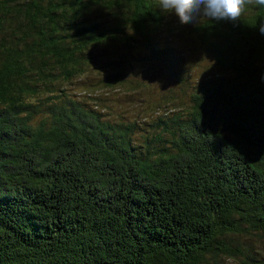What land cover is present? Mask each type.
<instances>
[{
  "label": "trees",
  "instance_id": "trees-1",
  "mask_svg": "<svg viewBox=\"0 0 264 264\" xmlns=\"http://www.w3.org/2000/svg\"><path fill=\"white\" fill-rule=\"evenodd\" d=\"M262 24L264 8L182 24L156 0H0V264H220L264 233ZM181 38L213 61L195 83ZM111 45L164 56L193 88L181 112L112 122L59 87Z\"/></svg>",
  "mask_w": 264,
  "mask_h": 264
},
{
  "label": "rangeland",
  "instance_id": "rangeland-1",
  "mask_svg": "<svg viewBox=\"0 0 264 264\" xmlns=\"http://www.w3.org/2000/svg\"><path fill=\"white\" fill-rule=\"evenodd\" d=\"M133 43L138 44L137 41ZM135 45L129 51L121 45L98 50L99 60L102 58V61L81 78L63 82L59 87L67 95L80 100L86 108L99 111L104 119L112 122L136 121L142 128H148L146 124L156 121L159 116L167 118L181 112V102L187 103L186 94L193 88L179 82L173 83L164 56L154 62ZM173 50L178 55L182 53L186 56V64L192 70L189 74L192 83L213 72L212 59L191 49L186 39L181 38L178 44L173 45ZM106 58L119 61V65L115 64L118 68H110L113 65L105 62ZM174 93L182 100L176 98L177 101L173 102ZM138 139L142 141L139 136ZM235 239L238 248L236 256L228 258L224 255L219 259L220 264H240L247 254L264 263V233L235 236Z\"/></svg>",
  "mask_w": 264,
  "mask_h": 264
},
{
  "label": "clouds",
  "instance_id": "clouds-1",
  "mask_svg": "<svg viewBox=\"0 0 264 264\" xmlns=\"http://www.w3.org/2000/svg\"><path fill=\"white\" fill-rule=\"evenodd\" d=\"M165 13H174L180 23L241 20L248 8H264V0H156ZM264 34V24L261 25Z\"/></svg>",
  "mask_w": 264,
  "mask_h": 264
}]
</instances>
